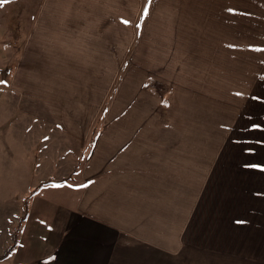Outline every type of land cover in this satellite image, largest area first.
<instances>
[{
  "label": "crops",
  "instance_id": "crops-1",
  "mask_svg": "<svg viewBox=\"0 0 264 264\" xmlns=\"http://www.w3.org/2000/svg\"><path fill=\"white\" fill-rule=\"evenodd\" d=\"M123 1L40 0L31 28L14 46L12 67L1 46L10 42L8 31L0 33L5 152L21 144L45 155L35 160L37 170L53 165L51 155H67L57 162V181L74 169L78 159L71 155L83 158L77 197L61 210L65 219L48 232V254L37 264H233L235 251L250 260L244 258L248 227L235 224L234 215L235 196L244 192L235 187L264 184L203 177L220 169L203 156L226 154L203 140L244 135L250 113L235 108L249 101L250 85L264 76V46L251 47L247 30L250 0H161L152 16L161 34L147 36L145 65L137 67L134 42L122 57L123 27L135 22L122 19ZM125 1L137 12L140 0ZM127 57L133 80L116 85L113 105L89 143ZM251 57L259 61L253 82ZM219 198L225 202L220 217Z\"/></svg>",
  "mask_w": 264,
  "mask_h": 264
},
{
  "label": "rangeland",
  "instance_id": "rangeland-1",
  "mask_svg": "<svg viewBox=\"0 0 264 264\" xmlns=\"http://www.w3.org/2000/svg\"><path fill=\"white\" fill-rule=\"evenodd\" d=\"M37 2L39 3L40 0H9L8 3L0 5V33L4 28L8 31L5 38L10 40L9 43L4 42L1 46H3L4 51L6 50L4 54L9 55L10 67L16 59L14 46L18 47L26 31L32 26ZM139 2L140 7L137 12H134L132 5L124 0L120 11L123 20L135 18L133 24L123 27L125 28L123 29L124 36H128L122 50L123 57L129 41V48L134 42L135 56L133 55L131 58L138 63L135 64V67L142 65V63L145 65L147 36H160L161 34L160 21L155 23L156 21L152 19L153 14L160 13L161 0H140ZM145 9H147V14H145ZM249 14L250 26L247 30L250 45L252 47L253 44L258 46L262 43V46H264V0H250ZM148 18H150V25L147 26ZM237 20L234 21V33L241 28V24ZM247 30L244 28V31ZM139 58L143 61L141 62ZM1 62L0 56V65ZM258 62L257 58L251 57L250 77L252 82L253 78H256V75L252 74V70ZM122 63L121 80H118L120 76L118 74L107 92L104 105L101 107L94 126L91 128L87 140L89 143L94 141L93 134L97 132L98 126L102 124L103 118L101 116L106 115L105 112L108 107L113 105L111 101H113L116 85L118 87L123 79L125 80L122 85H128L133 80L131 79L130 70L125 69L126 66L131 64L130 58H123ZM2 65L5 67V63ZM145 76L144 73L139 75L143 83L147 82ZM250 89L253 91H250L249 101L243 102L241 107L235 108V111L246 108L250 113L251 120L243 124V128H246L244 135L240 131V136L234 138V140L227 137L225 139L203 140V142H207L206 146L221 147L224 151L226 150V154L203 156L208 158L206 162L218 164L220 168L217 171H204V178L207 174V178L217 177L219 180H226V178L245 179L255 182L253 184H264V76L256 78L255 83L250 85ZM125 95L123 94V96ZM257 97L259 99H255ZM254 118L256 120H253ZM221 125L219 124V126ZM6 130L7 128L0 124V257L10 245H13V249L7 258L0 260V264H37L48 254L49 249L46 245L48 232L59 228L65 219L66 213L61 210L72 208L77 197L76 192L81 182H79L75 173L79 170L83 158L81 154L71 155V157L78 159L74 169L69 177L57 181V178L60 177L57 162L59 163L60 159L66 160L68 156L65 154L51 155L49 158L53 165L49 167V163H46L43 169L37 170L35 160H42L46 156H38L34 153V150L29 151L21 144L19 146L11 145L8 153L5 152L3 142L8 140L9 133L4 136L5 139L2 136ZM197 136L200 139L205 138V136ZM9 141L12 142L13 140L9 139ZM226 164L228 170H226ZM212 166L215 165L212 164ZM237 189H243L244 196L236 194L234 199L235 224L243 222L244 228L248 227L250 241L248 253L244 252V258L247 257L250 260H241V252L235 251L232 263L264 264V186L235 187V190ZM246 190L250 191L249 195L245 193ZM241 202L244 205H241ZM220 206L219 217L221 213L223 214L222 207L225 206L222 198H219ZM240 206L244 208L240 209ZM245 207H248V209ZM233 233L234 238H237L238 231L234 229ZM233 245L237 248L236 243H233Z\"/></svg>",
  "mask_w": 264,
  "mask_h": 264
},
{
  "label": "trees",
  "instance_id": "trees-1",
  "mask_svg": "<svg viewBox=\"0 0 264 264\" xmlns=\"http://www.w3.org/2000/svg\"><path fill=\"white\" fill-rule=\"evenodd\" d=\"M94 136H95V134H93V137ZM12 249H13V245H10V247L7 249V251L0 257V260L7 258L12 253Z\"/></svg>",
  "mask_w": 264,
  "mask_h": 264
},
{
  "label": "snow or ice",
  "instance_id": "snow-or-ice-1",
  "mask_svg": "<svg viewBox=\"0 0 264 264\" xmlns=\"http://www.w3.org/2000/svg\"><path fill=\"white\" fill-rule=\"evenodd\" d=\"M9 2V0H0V5H3V4H6V3H8ZM145 14H147V9H145ZM125 23H127V21H125ZM0 83H2V82H0ZM239 95V94H238ZM255 99H259L258 97L257 98H255Z\"/></svg>",
  "mask_w": 264,
  "mask_h": 264
}]
</instances>
